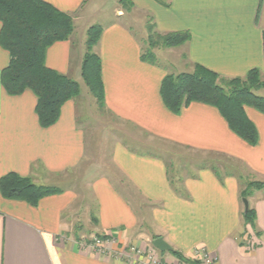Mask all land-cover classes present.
<instances>
[{
    "label": "crops",
    "instance_id": "1",
    "mask_svg": "<svg viewBox=\"0 0 264 264\" xmlns=\"http://www.w3.org/2000/svg\"><path fill=\"white\" fill-rule=\"evenodd\" d=\"M45 1L75 18L71 38L48 49L47 65L82 84L87 30L103 26L96 51L102 59L104 110L117 119L109 129L134 140L143 134L155 147L196 154L199 158L191 161L198 167L179 173V187L187 197L182 196L163 157L120 138L111 163L143 202L135 206L109 175L91 185L93 203L84 202L68 177L90 156L79 120L80 99L68 101L59 120L43 127L36 95L30 90L10 95L3 87L1 74L10 54L0 45V178L14 172L43 185L70 183L37 206L5 198L0 191V264H137L79 243L95 234H112L117 246H148L160 235L189 259H197V250L205 248L214 264H264V189L248 198L257 217L253 225L245 223L241 195L248 181H264V113L246 107L259 133L255 146L234 133L214 106L193 102L173 113L160 89L164 77L174 72L143 61V33L137 34L119 0L110 8L102 0ZM132 1V9L154 16L160 33L190 32L185 45L167 48L181 50L170 52L188 71L199 63L227 78L244 77L254 68L264 75V0ZM111 10L113 17L100 24ZM213 162L219 164L216 170ZM85 170L88 178L95 172L87 163ZM160 253L169 264H190L170 251Z\"/></svg>",
    "mask_w": 264,
    "mask_h": 264
},
{
    "label": "trees",
    "instance_id": "2",
    "mask_svg": "<svg viewBox=\"0 0 264 264\" xmlns=\"http://www.w3.org/2000/svg\"><path fill=\"white\" fill-rule=\"evenodd\" d=\"M157 1L166 4L163 0ZM119 2L128 11L134 6L132 0ZM0 22V45L10 54V62L1 74L2 85L10 95L32 91L37 97L36 112L40 124L50 127L59 120L62 107L78 98L82 91L79 81L50 68L46 63L48 49L56 42L69 40L74 34V15L45 0H0ZM146 27L149 48L144 49L143 45L142 59L151 64H158L155 48L181 47L191 38L189 31L160 33L154 19H150ZM103 30L101 25H93L87 30L82 63L83 83L101 109L105 107L106 96L102 59L96 48ZM193 67L191 71L171 73L164 77L160 93L167 108L180 114L183 108L193 102L214 106L234 133L250 145H257L258 129L249 118L246 107L264 113V95L258 93L264 89L263 73L254 68L244 77L227 78L199 63ZM262 189L264 181H248L241 195L249 198L255 190ZM175 190L187 197L183 187H175ZM0 191L5 198L37 206L44 197L60 193L62 189L38 184L31 177L12 172L0 178ZM256 218L252 207L244 213L247 224H255ZM158 237L160 235H154L153 238ZM170 253L183 262L201 263L198 259L186 258L175 249Z\"/></svg>",
    "mask_w": 264,
    "mask_h": 264
},
{
    "label": "rangeland",
    "instance_id": "3",
    "mask_svg": "<svg viewBox=\"0 0 264 264\" xmlns=\"http://www.w3.org/2000/svg\"><path fill=\"white\" fill-rule=\"evenodd\" d=\"M95 2L96 4L98 3L97 1ZM104 2H105V5L109 6L110 8L111 6H113L114 0H102V3ZM111 12L112 10L110 12H104L103 19H99L98 22L100 24H105L106 22L105 20L109 21L111 17H113L111 15ZM97 16H102V14H98ZM153 18L154 16L152 14L145 13L142 11H137L134 9L129 11V14L127 16V19L131 21L137 34L141 36V34L143 33L144 49L149 48L147 38L145 37L146 30H147L146 24L150 19H153ZM171 50H174L175 54H178V51L181 53L180 49L168 50L167 48H162V47L155 48L154 51L157 55L158 63L161 64L163 67L167 68L170 72H174L177 74L181 72H187L188 68L186 67L187 66L186 63L184 61H181V58L179 60H176L172 52H170ZM165 53H168V54L166 55ZM191 70L193 69H189V71ZM81 87H82L81 95L78 97V99H80V110H81L79 120L81 124H83L84 129L89 138L88 145L90 148L89 149L90 156L88 157L87 162H85L79 167L78 171H73L72 173H69L68 177L69 179L72 178L71 186H74L76 191L80 193V199L83 198L84 202L93 203L92 196H91V190H92L91 185L93 183H96L98 181V178H100L101 175H106V176L109 175V176L116 177V178H113L114 184H116V186L119 187L121 190L127 192L130 200H132V203H134L135 206L138 207L141 205L140 203L142 201V198L140 197L136 189L128 182V180H126L123 177L121 173L117 172L118 171L117 168H115L114 165L111 163V154H112L113 145L120 138L137 150L144 151V152H150V153L157 154L163 157L168 163V169L170 170V179L171 181L174 182L175 187L177 188L180 186V180L178 179V176H179V173L182 170H184L183 168L185 167L187 169V167H189L190 165L191 166L198 165V164H193V162L191 161V159L196 158V156L199 158V156L196 154L191 153V155L188 156L184 153H179L175 149H173L172 151H169L167 149H163L160 146L155 147L151 145L149 142H147L148 137L144 136L143 134L139 136L136 135L137 139L134 140L130 137L131 135H126L122 132L109 129L110 125H112L111 122H116L117 119L107 114L104 110L105 108L101 109L98 106L97 100L91 94L88 87L84 83L81 84ZM258 93L260 95H264V89L258 91ZM145 139H147L146 142L144 141ZM200 162H202V160H200ZM86 163L88 164V167L91 166V168L95 170V172L89 178H88V175L85 174L86 173V170H85ZM215 163L217 164V162H213V166L218 167L219 164L217 166ZM209 164L212 165L210 162ZM197 167L198 166L194 168H197ZM220 168H222V170L225 169L223 167H220ZM68 183L69 181H67L66 183L65 182L60 183V185H53V186L58 187V188L59 187L69 188L70 183L69 184ZM94 236L102 237V234L100 235L95 234ZM92 237H90V239ZM126 246H135L138 248L145 249L146 255H148V253L152 251L156 257L160 258L163 262L167 263V260L165 259V257L161 255L160 253L161 251H159L158 249H155L152 245V242L148 246L143 245V244H139V245L127 244V245H123L120 247L122 248ZM174 264H179V263L176 262Z\"/></svg>",
    "mask_w": 264,
    "mask_h": 264
},
{
    "label": "built area",
    "instance_id": "4",
    "mask_svg": "<svg viewBox=\"0 0 264 264\" xmlns=\"http://www.w3.org/2000/svg\"><path fill=\"white\" fill-rule=\"evenodd\" d=\"M79 243L83 247H91L101 252H111L120 258L133 260L137 264H169L156 257L152 251H148L149 253L146 255L145 249L142 248L117 246L118 243L112 234H107L105 237L93 236L91 239L82 238ZM196 256L201 264H214L215 262V258L205 248L198 249Z\"/></svg>",
    "mask_w": 264,
    "mask_h": 264
},
{
    "label": "water",
    "instance_id": "5",
    "mask_svg": "<svg viewBox=\"0 0 264 264\" xmlns=\"http://www.w3.org/2000/svg\"><path fill=\"white\" fill-rule=\"evenodd\" d=\"M244 205H245V212H247L250 209V202L248 198H243ZM152 245L156 249H158L161 252L166 251H173L174 248L164 239V237L160 236L158 238H154L152 240Z\"/></svg>",
    "mask_w": 264,
    "mask_h": 264
}]
</instances>
